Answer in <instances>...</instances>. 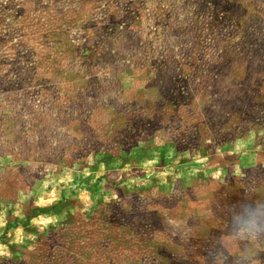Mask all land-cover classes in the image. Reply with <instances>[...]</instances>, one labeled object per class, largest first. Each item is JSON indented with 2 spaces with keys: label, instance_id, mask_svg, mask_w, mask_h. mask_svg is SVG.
I'll list each match as a JSON object with an SVG mask.
<instances>
[{
  "label": "rangeland",
  "instance_id": "1",
  "mask_svg": "<svg viewBox=\"0 0 264 264\" xmlns=\"http://www.w3.org/2000/svg\"><path fill=\"white\" fill-rule=\"evenodd\" d=\"M0 264H264V0H0Z\"/></svg>",
  "mask_w": 264,
  "mask_h": 264
}]
</instances>
